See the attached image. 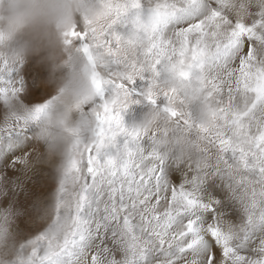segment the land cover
Returning <instances> with one entry per match:
<instances>
[{
	"label": "clouds",
	"instance_id": "1",
	"mask_svg": "<svg viewBox=\"0 0 264 264\" xmlns=\"http://www.w3.org/2000/svg\"><path fill=\"white\" fill-rule=\"evenodd\" d=\"M261 82L264 0H0V264H264Z\"/></svg>",
	"mask_w": 264,
	"mask_h": 264
},
{
	"label": "snow or ice",
	"instance_id": "2",
	"mask_svg": "<svg viewBox=\"0 0 264 264\" xmlns=\"http://www.w3.org/2000/svg\"><path fill=\"white\" fill-rule=\"evenodd\" d=\"M218 15V13L213 12V16ZM200 24H196L194 27L199 29L200 28ZM191 29H188L186 31H190ZM245 31H247V29H245L244 25L242 24H237L236 25V30L233 33V36H239L241 33H244ZM186 42V41H185ZM195 55V53H194ZM245 87H248V85H245ZM252 92L257 93V99H260L261 96H264V82L258 83L255 86L251 87L249 89ZM259 140L264 141V131H261L259 133ZM73 166H75V162H73Z\"/></svg>",
	"mask_w": 264,
	"mask_h": 264
},
{
	"label": "bare ground",
	"instance_id": "3",
	"mask_svg": "<svg viewBox=\"0 0 264 264\" xmlns=\"http://www.w3.org/2000/svg\"><path fill=\"white\" fill-rule=\"evenodd\" d=\"M177 176L180 177L181 174L179 173ZM12 180H13V184H12L13 190H15L17 193L24 192V185L17 183V178L16 177H13ZM210 182H212V178H209V180L206 181V183H210ZM216 186L219 187V182L216 183ZM24 194L27 195L26 192ZM7 208L9 210H11L12 205L11 204H8L7 205ZM19 214H20L19 211H17V215H19Z\"/></svg>",
	"mask_w": 264,
	"mask_h": 264
},
{
	"label": "rangeland",
	"instance_id": "4",
	"mask_svg": "<svg viewBox=\"0 0 264 264\" xmlns=\"http://www.w3.org/2000/svg\"><path fill=\"white\" fill-rule=\"evenodd\" d=\"M179 173H176V174H166V172L165 171H162L161 172V175L162 176H165V179H166V181H170L171 183H172V186L174 187L175 185H176V183H178L179 182V180H180V177L179 176H177ZM53 187H54V185H53ZM51 190V189H50Z\"/></svg>",
	"mask_w": 264,
	"mask_h": 264
}]
</instances>
